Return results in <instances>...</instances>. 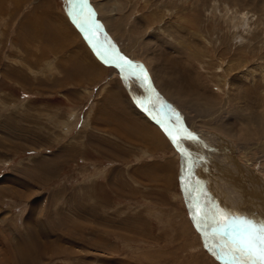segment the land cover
<instances>
[{
    "label": "rangeland",
    "instance_id": "rangeland-1",
    "mask_svg": "<svg viewBox=\"0 0 264 264\" xmlns=\"http://www.w3.org/2000/svg\"><path fill=\"white\" fill-rule=\"evenodd\" d=\"M69 1L0 0V264H219L190 223L179 155ZM90 2L102 54L144 66L163 119L196 138L181 139L195 213L264 223V0Z\"/></svg>",
    "mask_w": 264,
    "mask_h": 264
},
{
    "label": "snow or ice",
    "instance_id": "snow-or-ice-1",
    "mask_svg": "<svg viewBox=\"0 0 264 264\" xmlns=\"http://www.w3.org/2000/svg\"><path fill=\"white\" fill-rule=\"evenodd\" d=\"M87 8L86 4L82 5ZM92 14L88 13V22L90 24L89 31L93 32L99 29L98 24H91ZM121 71L130 70L131 74L139 78L146 73L142 66L133 65L123 57H117ZM138 70V71H136ZM177 136L183 138H196L185 134L183 129H176ZM170 139L178 144L177 136H173L169 132ZM181 155H185L181 151ZM200 207L197 200L192 201L190 212H193L195 219V208ZM221 218L223 222H220ZM198 223L204 225L205 233L210 232L214 243L216 244L222 264H264V223H254L253 221L239 216L235 213L228 214L223 210L202 211ZM210 222V223H209ZM205 239L207 236L205 235ZM207 247V243L205 244Z\"/></svg>",
    "mask_w": 264,
    "mask_h": 264
},
{
    "label": "bare ground",
    "instance_id": "bare-ground-1",
    "mask_svg": "<svg viewBox=\"0 0 264 264\" xmlns=\"http://www.w3.org/2000/svg\"><path fill=\"white\" fill-rule=\"evenodd\" d=\"M88 3H89V5L91 6V8L93 9V12H94V14H95V21L96 22H98V15H97V13L95 12L96 10L93 8V6H92V4H91V2H90V0H88ZM68 10V9H67ZM72 10H71V6H70V11H69V16H71V19H75L77 22H76V24L77 25H79L82 29H83V26H82V24H81V19L80 18H77L74 14H72V12H71ZM68 12V11H67ZM83 23H85V21H83ZM74 26V25H73ZM76 29V28H75ZM77 30V29H76ZM86 30V29H85ZM78 31V30H77ZM84 31V30H83ZM78 33H79V31H78ZM80 34V33H79ZM83 39V38H82ZM83 41H84V39H83ZM85 42V44L87 45V43H86V41H84ZM95 44H96V46H97V48H98V50L99 51H101V49L102 48H100V47H98V45H97V43L95 42ZM87 47H88V45H87ZM89 48V47H88ZM91 51V50H90ZM102 51H103V49H102ZM102 51H101V53H102ZM91 53H92V51H91ZM105 54V57H107V58H109V59H116L118 56L117 55H114L113 56V54L112 53H108V52H104ZM93 54V53H92ZM94 55V54H93ZM97 59V58H96ZM98 60V59H97ZM99 61V60H98ZM128 61V60H127ZM100 62V64H102V65H104L101 61H99ZM131 63H133L132 61H130ZM135 64V63H134ZM135 65H138V64H135ZM105 67H108L107 65H104ZM139 66H142V65H139ZM108 68H112V69H115V68H113V67H108ZM142 68H143V70L145 71V73H146V79H145V76H142V77H139L138 79L142 82V84H144L145 85V87H146V93H145V95H144V98H142V97H140L139 96V94H135L132 90H133V88L132 87H135V86H132L131 84H132V81H130L129 80V77H134L135 75H133V74H131V72H129V71H127V72H124V73H119L116 69V71L118 72V75H119V77H120V79H121V81H122V84L124 85V89H125V91H126V93L128 94V96L130 97V99H131V101L133 102V104L135 105V107H136V109H138L141 113H143L142 111H141V109H142V107H143V104H145V105H148V103H149V101L151 100V102L153 103L154 102V95H151V93L149 92V90H148V88H152V90L154 91V93L156 94V86L154 85V82H153V80H152V78H151V76H150V74L148 73V71L146 70V68L144 67V66H142ZM130 85L132 86V87H130ZM155 86V87H154ZM132 90H131V89ZM182 101V100H181ZM154 113H155V115H156V117L159 119V121H161L163 124H165L166 126H167V128L168 129H170V130H172L171 129V127L170 126H168V123H167V121H165L164 119H163V116L160 114V112L158 111V109H155L154 110ZM144 114V113H143ZM145 115V114H144ZM147 117V116H146ZM148 118V117H147ZM149 119V118H148ZM149 121H150V119H149ZM150 122H152V121H150ZM156 127H158V125H156L154 122H152ZM158 129L164 134V136L166 137V139L168 140V142L170 143V145L172 146V148L174 149V151L178 154V151L175 149V147H173V145H172V143L170 142V140L168 139V137H167V135L165 134V132L163 131V129H160L159 127H158ZM172 135L173 136H177V133H173L172 132ZM181 139H182V137H179V136H177V140H178V144H179V146H181L184 150H185V153H186V155H187V153H188V150L186 149V147L184 146V143L181 141ZM179 155V154H178ZM188 156V155H187ZM189 157V156H188ZM190 158V157H189ZM191 159H193V158H191ZM191 159H189L190 160V162H191V166H192V169H193V161L194 160H191ZM238 161V160H237ZM184 163H188L187 161H182V165H181V172L182 173H179V177H180V183H179V185H180V191H181V193L183 192V190H185L184 192H186V194H183L182 193V197H184L183 198V202H184V205H185V207H186V204L187 205H191L192 206V200H193V198H194V193H193V191L195 190V189H191V185L189 184V180H191L192 181V169H191V171H190V168H187L186 169V167H187V164H185L184 165ZM238 165V164H237ZM190 166V165H189ZM240 167H242V166H240ZM244 168V167H243ZM184 171H187V173L185 174V175H183V172ZM244 171V170H243ZM246 171V170H245ZM237 172H239V171H237ZM242 172V171H241ZM190 173H191V175H190ZM198 173V172H197ZM246 173V172H245ZM244 173V174H245ZM189 174V175H188ZM240 174V173H239ZM184 176V177H183ZM231 176H233L232 174H231ZM239 176V175H238ZM239 178V177H238ZM240 179V178H239ZM184 181V182H183ZM239 181H241V180H239ZM247 181V180H246ZM243 182V181H242ZM235 183V182H234ZM184 184V186H182ZM191 194H193V195H191ZM190 199V200H189ZM194 200H197V198H195ZM257 208H258V206H256ZM186 210H187V213H188V215H189V213H190V210H189V208L187 209L186 208ZM194 212L196 211V209H194L193 210ZM196 215H195V224H196V226L194 227V223L192 222V220L191 219H189L190 220V223H191V225H192V227L194 228V230L196 231V233L197 234H199V236H200V238H201V240H202V246H203V249L205 250V252L208 254V255H210L215 261H217L219 264H221V261H219L218 260V257L220 256V253H219V250H218V248H217V246H216V244L214 243V241H213V238L211 237V233L210 232H208V233H205V230H204V226H203V224H201V223H198L197 221L199 220V214L196 212L195 213ZM250 214V213H249ZM252 214V213H251ZM192 216H193V214H192ZM188 217H190V216H188ZM202 233L203 234H205L206 236H207V239L205 240V241H203V237H201V235H202ZM207 243V247L205 246V244Z\"/></svg>",
    "mask_w": 264,
    "mask_h": 264
},
{
    "label": "water",
    "instance_id": "water-1",
    "mask_svg": "<svg viewBox=\"0 0 264 264\" xmlns=\"http://www.w3.org/2000/svg\"><path fill=\"white\" fill-rule=\"evenodd\" d=\"M83 4H86L87 5V8H83L82 5ZM70 5H71V10L73 11V14L77 17V18H80L82 21H81V24L83 26V29L76 24V20L75 19H71V17L69 16V11H70ZM68 12L66 13L69 20L72 22V24L74 25V27L79 31L81 37L84 39V41H86L89 49L92 51V53L94 54V56L99 60L101 61L104 65H107L108 67H113L115 68L119 73H124V72H131L130 70H125V71H121V68L119 66V61L118 59H109L107 57L104 56V54L101 53V51L98 50L95 42L97 40V42L99 41V38L97 36V30L93 31V32H90L89 31V27H90V24L88 22V13L90 12L92 14L91 16V24H97V22L95 21V14L93 12V9L91 8V6L89 5L88 3V0H70L69 1V4H68ZM83 21H85V23H83ZM86 29V30H85ZM84 30V31H83ZM100 42V41H99ZM133 65H135L134 63H132ZM138 71V70H136ZM145 73V71H144ZM136 76V75H135ZM144 75H140L139 77H142ZM137 77V76H136ZM149 92L151 93V95H154V99L156 100L157 98V95L154 93V91L152 90V88H148ZM158 100H156L155 102H151V100L149 101L148 105H145L143 104V107L141 109V111L150 119V121L154 122L156 125H158V127L160 129H163V131L165 132V134L167 135L168 139L170 140V142L172 143L173 147H175V149L178 151V154H179V170H181V165H182V161H187L188 163H185L187 164V168H190V171L192 169V166H191V162H190V158L186 155L185 153V150L181 147V146H177L176 143L173 142L172 139H170V136H169V132H172L173 133H176V129L177 128H173L169 125L168 123V117L169 115L166 117L167 119V123H168V126L171 127L172 130L168 129L167 126L165 124H163L161 121H159V119L156 117L155 113H154V110L156 109V107L158 106V103H157ZM166 105V104H165ZM167 106V105H166ZM165 106L162 104L159 106L158 111L163 109ZM168 107V106H167ZM164 110V109H163ZM190 136H192L190 134ZM181 151H183L185 153V155H181ZM190 165V166H189ZM179 173H182L181 171H179ZM187 173V171H184L183 172V175H185ZM189 175V174H188ZM184 177V176H183ZM184 182V181H183ZM184 186V184L182 185ZM185 190H183V194H186V192H184ZM196 196H199L200 195V192L198 191V193H195ZM184 198V197H183ZM190 207L191 205H187L186 204V208L190 210ZM193 212H190L189 213V216H190V219L192 220V222L194 223V227L196 226L195 224V219L193 218L192 216ZM196 215V214H195ZM197 216V215H196ZM201 237H203V241H205V234L202 233ZM218 260H220V258L218 257ZM221 264H222V261H221Z\"/></svg>",
    "mask_w": 264,
    "mask_h": 264
},
{
    "label": "crops",
    "instance_id": "crops-1",
    "mask_svg": "<svg viewBox=\"0 0 264 264\" xmlns=\"http://www.w3.org/2000/svg\"><path fill=\"white\" fill-rule=\"evenodd\" d=\"M130 61V60H129Z\"/></svg>",
    "mask_w": 264,
    "mask_h": 264
}]
</instances>
